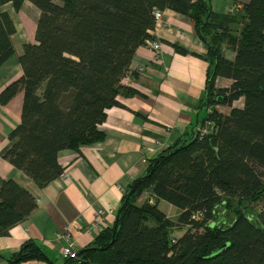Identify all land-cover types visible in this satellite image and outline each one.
Masks as SVG:
<instances>
[{"label":"trees","instance_id":"trees-1","mask_svg":"<svg viewBox=\"0 0 264 264\" xmlns=\"http://www.w3.org/2000/svg\"><path fill=\"white\" fill-rule=\"evenodd\" d=\"M23 1L0 0V64L14 52L15 31L2 5L18 10ZM30 1L40 11L35 42L24 43L22 74L0 91V102L23 91L4 157L39 186L62 172L60 149L103 139L106 109L123 104L118 94L136 92L121 79L137 46L156 38L154 10L189 15L211 64L199 128L152 158L124 190L113 224L60 264H264V0L226 11L207 0ZM218 75L230 84L216 86ZM240 97L242 105H233ZM160 199L179 208L176 219L158 207ZM35 206L27 189L0 175V235ZM33 258L50 261L26 240L7 260Z\"/></svg>","mask_w":264,"mask_h":264},{"label":"crops","instance_id":"crops-1","mask_svg":"<svg viewBox=\"0 0 264 264\" xmlns=\"http://www.w3.org/2000/svg\"><path fill=\"white\" fill-rule=\"evenodd\" d=\"M242 1L245 0H233L226 10L234 2L240 5ZM2 9L11 15L15 31L11 35L14 52L0 64V91L21 76L18 57L24 43L35 42L40 13L30 0H24L18 10L9 2ZM161 11V19L150 30L161 42L160 52L155 56L146 44L137 46L121 79L122 84L136 92L118 94L123 104L106 109L105 118L98 125L105 133L103 139L58 151L57 159L63 170L45 185L39 186L4 157L15 140L10 139L9 133L20 120L23 91L0 102V175L15 180L36 202L25 219L0 235L3 254L0 264H8L7 257L26 240L38 243L50 261L33 258L19 264L63 263L59 250L67 239L76 251L89 246L102 228L113 224L124 190L143 173L149 161L192 129L199 128L203 114L199 105L211 65L206 57V43L196 33L189 15L171 8ZM225 53L233 55L230 50ZM230 82L228 77L215 78L216 86H228ZM235 101L233 105L240 106ZM218 109L228 112L229 106L218 105ZM148 195V191L143 192L138 201ZM161 203L160 199L158 207L176 219L179 208H173L169 201ZM98 208L107 211L91 227ZM181 232L182 229H176L173 234Z\"/></svg>","mask_w":264,"mask_h":264},{"label":"built area","instance_id":"built-area-1","mask_svg":"<svg viewBox=\"0 0 264 264\" xmlns=\"http://www.w3.org/2000/svg\"><path fill=\"white\" fill-rule=\"evenodd\" d=\"M161 16H162L161 10H158V9L154 10V17L156 21L160 20ZM145 44L155 52V56L160 52L161 42L159 39L157 38L146 39ZM106 211L107 209L105 208H98L96 210V215L91 224V227L96 226V222H98V220L103 217ZM59 253L63 257H76L77 256V251L75 250V248L73 247V243L69 239H67L65 244L61 246Z\"/></svg>","mask_w":264,"mask_h":264},{"label":"rangeland","instance_id":"rangeland-1","mask_svg":"<svg viewBox=\"0 0 264 264\" xmlns=\"http://www.w3.org/2000/svg\"><path fill=\"white\" fill-rule=\"evenodd\" d=\"M207 1L211 4L212 8L215 9L216 11H225L227 9V7L232 3L233 0H207ZM233 6H234V4H233ZM231 8L232 7L230 6L229 9H231ZM235 103L242 105V99L236 100ZM223 109L227 110V107H224ZM161 202H162L161 204L168 203V201L165 199H161ZM161 204H160V206H161ZM171 205L173 206V208L178 209V207L175 206L174 204L171 203ZM253 206H255V208H259L261 206V202L253 203Z\"/></svg>","mask_w":264,"mask_h":264},{"label":"water","instance_id":"water-1","mask_svg":"<svg viewBox=\"0 0 264 264\" xmlns=\"http://www.w3.org/2000/svg\"><path fill=\"white\" fill-rule=\"evenodd\" d=\"M135 185H136V182H135V183L130 187V189L128 190L126 198H127V197L130 195V193L133 191ZM112 239H113V236H112V238H111L110 241H112Z\"/></svg>","mask_w":264,"mask_h":264}]
</instances>
